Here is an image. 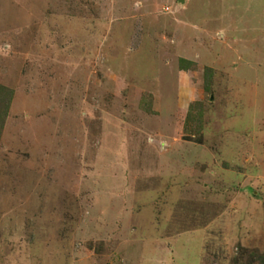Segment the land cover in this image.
<instances>
[{
    "label": "rangeland",
    "instance_id": "rangeland-1",
    "mask_svg": "<svg viewBox=\"0 0 264 264\" xmlns=\"http://www.w3.org/2000/svg\"><path fill=\"white\" fill-rule=\"evenodd\" d=\"M0 87V264L264 257V0H0Z\"/></svg>",
    "mask_w": 264,
    "mask_h": 264
},
{
    "label": "trees",
    "instance_id": "trees-1",
    "mask_svg": "<svg viewBox=\"0 0 264 264\" xmlns=\"http://www.w3.org/2000/svg\"><path fill=\"white\" fill-rule=\"evenodd\" d=\"M184 61L183 60H181L180 61V63H183ZM181 69H184V67H181ZM3 90V87H0V92ZM7 107V106H6ZM260 262H259V264H264V257H261L260 259Z\"/></svg>",
    "mask_w": 264,
    "mask_h": 264
},
{
    "label": "water",
    "instance_id": "water-1",
    "mask_svg": "<svg viewBox=\"0 0 264 264\" xmlns=\"http://www.w3.org/2000/svg\"><path fill=\"white\" fill-rule=\"evenodd\" d=\"M179 2H181V3H182V2H183V0H179Z\"/></svg>",
    "mask_w": 264,
    "mask_h": 264
}]
</instances>
